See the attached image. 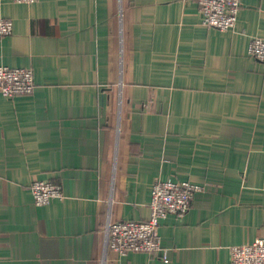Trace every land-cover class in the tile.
Masks as SVG:
<instances>
[{
  "label": "crops",
  "instance_id": "crops-1",
  "mask_svg": "<svg viewBox=\"0 0 264 264\" xmlns=\"http://www.w3.org/2000/svg\"><path fill=\"white\" fill-rule=\"evenodd\" d=\"M232 28L195 0H0V64L33 70L32 93L0 95V264H229L264 234V0ZM63 197L34 203L29 183ZM202 184L160 220L157 254L104 253L106 219L149 216L153 182Z\"/></svg>",
  "mask_w": 264,
  "mask_h": 264
},
{
  "label": "built area",
  "instance_id": "built-area-1",
  "mask_svg": "<svg viewBox=\"0 0 264 264\" xmlns=\"http://www.w3.org/2000/svg\"><path fill=\"white\" fill-rule=\"evenodd\" d=\"M32 3L36 0H1ZM200 12V23L219 30L234 26L240 9V0H195ZM12 32V21L0 18V35ZM247 53L264 62V39L253 37L247 46ZM35 86L33 70L25 66L0 64V95L11 99L18 95L32 93ZM34 203L47 204L53 198H62L61 185L49 180L33 178L29 183ZM204 186L188 180H161L153 182L150 190L149 216L145 219L110 220L103 224L104 253L113 252L121 257L131 251L157 254L168 261L172 248L162 246L158 227L160 220L168 214L183 216L191 206L196 192ZM229 264H264V234L251 242L229 247Z\"/></svg>",
  "mask_w": 264,
  "mask_h": 264
}]
</instances>
